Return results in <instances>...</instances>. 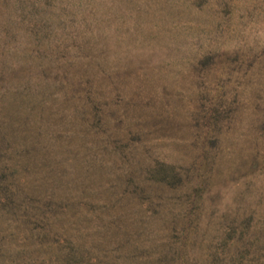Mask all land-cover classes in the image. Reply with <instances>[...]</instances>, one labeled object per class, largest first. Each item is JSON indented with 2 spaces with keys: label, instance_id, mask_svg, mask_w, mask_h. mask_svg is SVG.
<instances>
[{
  "label": "rangeland",
  "instance_id": "1",
  "mask_svg": "<svg viewBox=\"0 0 264 264\" xmlns=\"http://www.w3.org/2000/svg\"><path fill=\"white\" fill-rule=\"evenodd\" d=\"M0 264H264V0H0Z\"/></svg>",
  "mask_w": 264,
  "mask_h": 264
}]
</instances>
